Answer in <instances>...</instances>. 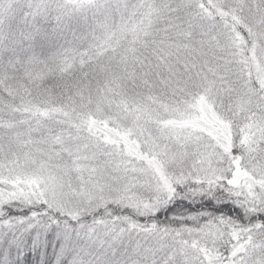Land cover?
<instances>
[{"label":"snow or ice","instance_id":"obj_1","mask_svg":"<svg viewBox=\"0 0 264 264\" xmlns=\"http://www.w3.org/2000/svg\"><path fill=\"white\" fill-rule=\"evenodd\" d=\"M0 264H264V0H0Z\"/></svg>","mask_w":264,"mask_h":264}]
</instances>
